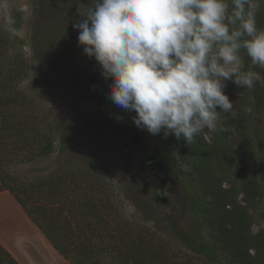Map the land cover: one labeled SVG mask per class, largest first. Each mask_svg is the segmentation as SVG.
Segmentation results:
<instances>
[{"label":"trees","instance_id":"trees-1","mask_svg":"<svg viewBox=\"0 0 264 264\" xmlns=\"http://www.w3.org/2000/svg\"><path fill=\"white\" fill-rule=\"evenodd\" d=\"M12 15L22 33L23 12L18 8ZM256 21L264 29V1ZM25 43L23 33L12 36L0 28V57L4 56L0 65L9 63L5 69L0 67V183L60 254L73 264H91L100 258L110 260V264H264V228L254 230V212L264 196V166L257 162L264 148V132L257 131L260 117L264 118V97L260 96L264 84L257 82L247 89L228 82L225 91L231 89L243 98L231 114L221 113L227 131L201 133L190 144L174 135L165 137L163 132L153 136L152 143L169 168L185 178L189 191L187 203L182 205L188 208L193 226L185 231L173 224L184 247L180 244L172 251L168 240L156 230L133 223L117 211L101 187H93L91 180L95 178L89 171L66 167L29 177L12 169L14 164L52 155L58 134L49 123L48 112L31 114L22 102L25 94L18 85L28 77V64L25 69L20 66L23 54L18 53L16 63L7 61V45ZM241 55L244 71L264 76V69L252 66L243 50ZM47 78L43 77L48 84ZM17 103L21 104L19 111L14 109ZM104 103L112 110L111 100ZM63 126L60 122L56 129ZM68 140L66 134L60 139L62 150ZM242 158L248 170L237 173ZM70 216L75 224L69 221ZM0 264H21L1 242Z\"/></svg>","mask_w":264,"mask_h":264},{"label":"rangeland","instance_id":"rangeland-1","mask_svg":"<svg viewBox=\"0 0 264 264\" xmlns=\"http://www.w3.org/2000/svg\"><path fill=\"white\" fill-rule=\"evenodd\" d=\"M263 1L258 0L259 5ZM8 2L11 13L19 8L24 17L21 31L26 43L23 46L7 45L10 46L7 61L15 62L20 52L24 60L20 64L22 69L26 68L25 63L28 64V77L18 85L28 97L26 100L27 97L22 96V102L25 108L28 105L31 114L48 112L49 123L58 133L56 151L52 155L28 164H14L12 169L29 177L45 176L66 167L89 171L96 179L91 180L93 187H101L102 194L112 205H117V211L126 215L129 221L156 230L168 240L172 251L180 244L184 247L173 230V224L178 223L185 231H191L193 226L188 208L182 205L187 203L189 194L185 178L162 164L158 175L153 173L150 165H143V158L137 156L135 146L139 143L152 147L153 135L134 124L135 112L129 113L121 108L115 111L112 101L109 105L112 110H109L104 100L108 98L111 81L101 75L98 63L89 58L78 43V31L73 25L87 13L91 0ZM84 55L87 62L81 58ZM8 64L4 61L0 67L5 69L4 65ZM47 76L48 84L43 79ZM225 92L234 107L240 104L241 94L231 89ZM260 96L264 97V89ZM14 106L15 111L21 108L19 103ZM260 120L257 131L264 132V118L261 116ZM60 122L64 123L63 128L56 129ZM64 134L69 140L62 150L60 139ZM134 143L137 145L132 147ZM259 153L257 162L264 166V148ZM241 160L235 172L246 173L248 163L243 158ZM254 214V230L257 231L264 228V196L258 200ZM68 219L75 224L73 217ZM0 242L21 264H73L59 253L1 183ZM97 249L100 246L95 249V256ZM91 264H110V260L100 258Z\"/></svg>","mask_w":264,"mask_h":264},{"label":"clouds","instance_id":"clouds-1","mask_svg":"<svg viewBox=\"0 0 264 264\" xmlns=\"http://www.w3.org/2000/svg\"><path fill=\"white\" fill-rule=\"evenodd\" d=\"M259 6L258 0H91L73 27L84 53L111 81L108 99L135 112L141 130L190 144L201 133L227 131L221 113L234 110L229 81L247 89L264 84L259 72L243 70L241 55L264 69ZM15 23L8 0H0V28L22 36Z\"/></svg>","mask_w":264,"mask_h":264},{"label":"flooded vegetation","instance_id":"flooded-vegetation-1","mask_svg":"<svg viewBox=\"0 0 264 264\" xmlns=\"http://www.w3.org/2000/svg\"><path fill=\"white\" fill-rule=\"evenodd\" d=\"M152 144H153L152 147H148V146L144 147V145L139 144V143H138V146H135V145H137V143H134V145L132 144L131 146L132 147L135 146L136 147V151L138 152L137 156L139 155V157L141 159L143 158L142 159V161H144L143 165H146V166L150 165V168H153L152 169L153 173L158 175V172H160L159 171L160 170L159 169V165L162 164V166H164L165 168H167L169 166L166 164L165 157L162 154L159 153V151L156 149L154 143H152ZM162 182H164V181L162 180ZM163 185L164 184L162 183V187H163Z\"/></svg>","mask_w":264,"mask_h":264},{"label":"bare ground","instance_id":"bare-ground-1","mask_svg":"<svg viewBox=\"0 0 264 264\" xmlns=\"http://www.w3.org/2000/svg\"><path fill=\"white\" fill-rule=\"evenodd\" d=\"M76 42V41H75ZM76 44V43H75ZM74 45V44H73ZM81 58H84L85 59V62H87V60H86V55H84V56H82ZM82 62V61H81ZM94 79H97V77H94ZM81 82H82V80H81ZM89 85V84H88ZM80 91H82V87L80 86V89H79ZM41 243H43V242H41ZM45 245V244H44ZM47 247V246H46ZM51 251V250H50ZM53 251V250H52ZM45 253V252H44ZM47 254V253H46Z\"/></svg>","mask_w":264,"mask_h":264}]
</instances>
